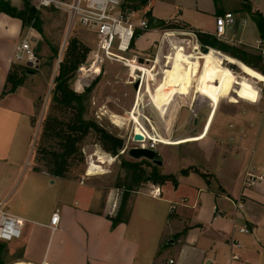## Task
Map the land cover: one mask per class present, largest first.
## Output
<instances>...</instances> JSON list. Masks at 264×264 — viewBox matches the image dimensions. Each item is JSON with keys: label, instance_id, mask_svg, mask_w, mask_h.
Returning <instances> with one entry per match:
<instances>
[{"label": "crops", "instance_id": "obj_1", "mask_svg": "<svg viewBox=\"0 0 264 264\" xmlns=\"http://www.w3.org/2000/svg\"><path fill=\"white\" fill-rule=\"evenodd\" d=\"M248 2L252 11L264 17V0ZM25 5L21 0L14 6L23 10ZM227 12H233L237 19L229 29V37L235 38L236 45L260 53L251 46L261 37L257 22L251 12L243 9L242 0L239 13L223 8L216 12V17ZM185 24L193 32H214ZM24 30L20 18L0 12V201L4 202L7 211L25 219L21 237L0 240L4 264L18 261L31 264H264V180L254 187L243 186L249 168L264 167V108L261 106L264 96L259 86L264 77L258 71L242 70L244 75H239L238 81L246 91L229 93L220 99L216 109L202 101L200 95H190L195 84L189 90L190 96H179L184 98L172 104L168 117H164L152 103L147 110L142 107L144 96L149 98L148 93L142 91L143 101L139 108L152 127L156 128L157 122L153 120L156 122L153 123L149 117H162L158 125L161 135L174 138L168 130L176 104L177 113L193 117L196 123L194 135L207 133L197 141L177 145L157 143V150L164 160L161 168L168 167L171 171L176 159L164 154V146H193L194 152L189 154L192 161L178 168L182 177L176 178L175 182L151 183L160 187V197L130 190L134 196L129 201L127 198L128 219L115 222L108 214L110 203L119 189L123 191L119 201L124 199V190L114 186L102 197V188L95 184L97 177L109 172L75 178L71 171L59 176L46 166L39 152L28 160L40 95L33 94L25 82L16 90L8 91V76L13 65L19 64L15 61V50ZM172 31L175 33L167 35L170 45L186 40L185 32ZM149 32L161 34V37L154 39L148 50H154L155 58L166 56L167 40L163 31L152 28L146 31ZM194 38L193 45L202 44L198 37ZM192 46L190 50H193ZM194 52L199 57L202 54ZM209 55L205 57L211 65L219 63ZM144 56L154 59L149 51ZM202 58L198 76L203 66ZM214 68L217 73L210 80L218 78V69ZM137 96L136 90L132 111ZM146 126L151 128L150 124ZM110 165L107 161V168ZM235 202H242L243 208L237 209ZM54 213L60 216L56 229L51 226ZM245 224L249 233L239 231ZM232 238L239 241L240 247L231 245ZM232 254L238 258L233 259Z\"/></svg>", "mask_w": 264, "mask_h": 264}, {"label": "rangeland", "instance_id": "obj_2", "mask_svg": "<svg viewBox=\"0 0 264 264\" xmlns=\"http://www.w3.org/2000/svg\"><path fill=\"white\" fill-rule=\"evenodd\" d=\"M6 1H8L12 6H14L15 3L20 4L21 2V0H0V2ZM28 1H30L34 5V7L40 11L39 15L43 27L42 34L37 32V30L35 29L37 35L35 34V38L32 41V46L35 49L40 60L39 66L37 68H31V70H29V72H27L24 76V82L26 86L30 88L33 94L40 95L38 101V111L35 116V127L33 129L31 144L28 152V160L31 161L38 154V151L40 152L39 148L43 144L51 145L53 146V150L60 151L58 139L46 140L43 136V125L45 123V119H47L49 115H54L64 121H69L72 118V114L70 112L63 113L60 108L55 106L57 104L53 101L54 93L52 91L55 87V77L58 74L59 62L63 58V50L65 48V45L70 40V38L77 37L87 43L92 49H94L96 46L97 37L94 32L88 30L79 22H76L73 27H69V15L66 11L57 9L53 6L39 7L36 5V2L34 0ZM240 4L241 0H147L146 3H140L139 1L134 0H125V5H127L128 7L143 6L144 10L150 8L152 14L160 19H164L166 21H176L180 24H183L185 22L192 26L194 29H203L211 32L215 31L216 28L217 11H220L223 8H229L239 13ZM142 15L143 12H139L137 16L141 17ZM251 23L252 22H250V25ZM30 24H32V22H27L21 38H23L27 34ZM166 30L172 31L174 29ZM176 31L185 32V37H183L186 38V40L191 39L192 41L193 39L195 41L194 36L190 34L193 31H190V29H176ZM38 33L40 35H38ZM160 37L161 34L155 32H145L140 39H136V43L132 47V51L138 53L140 56H144L149 51L150 56H153L155 58L156 55L154 50L150 51V49L148 50V48L151 44H154V39H160ZM178 38L182 37L179 35ZM49 43L59 49L58 55L54 54L51 51ZM191 44H193V42ZM171 48L172 46L170 45V42L166 41V54L170 52ZM91 54L90 58L92 59ZM124 54L128 53H122L119 51L114 52V55L116 56H121ZM202 56L203 66H201L202 68L198 76L196 87L190 93L191 96L196 97L197 94L200 95L202 101L209 103L212 108L216 109L221 103L220 99L227 97L229 93L231 94L233 92L234 94H241L242 92L246 91L244 90V88L240 87L242 85H240L238 81L239 75H244L243 71L238 65L226 61L224 57L217 59L219 63L215 62V64L212 65L218 69V78L216 77L210 80L213 77V74L210 73L209 70V61H207L208 58L205 57L207 55H203L202 53L200 57ZM33 69H35V72ZM102 70V73L97 77V79H95L94 87L88 96L89 98L86 101L85 118L94 120L98 125L103 127L108 132L113 133L114 135L125 140L124 148L130 149L131 147L137 145L133 142L132 136L134 135L138 122H141L143 124L145 132L147 133V140L142 142L144 146L150 143L149 140H154L155 142L157 141L161 145H177L181 143L197 141L206 136L207 132L203 133L202 135H194L196 131L194 124L196 123H194L195 121H193V117L190 118L181 113H177V104L174 112L169 118L170 127L168 130V134L172 135L174 138H169L161 135L160 126H158L160 118H162L161 116L160 118L149 117L152 121L154 120L157 122V130L155 127H153L152 129H148L146 125H149V122L146 117H143V113L139 108L143 101L142 91L144 94L145 92H147L145 83H143L145 91L143 89L138 93L135 107L132 111V107L134 105L136 97V89L134 87V84H131L129 82L128 68L122 66L118 62L107 60L104 63ZM77 78L78 72L75 81L71 85L75 90ZM246 78L247 77H245L244 80H246ZM131 79L133 80L134 77L131 76ZM207 80H209L208 83ZM158 83L159 85L162 83V77L160 78V75ZM263 83L264 82L260 83L259 86L261 88V94L264 96ZM199 87L200 89L198 90ZM152 90L155 94L157 93L158 88L156 84L152 86ZM148 96L149 98L147 96H144L145 99L144 103L142 104L143 108L145 106V110H147V107H151V103L154 105L152 99L150 98V93H148ZM180 98L184 97H177L173 104L178 103ZM182 101L184 103H187V101H184L183 99ZM261 106L264 108V104H261ZM114 115L119 116L121 122H116L117 118H115ZM168 115L169 113L163 116L168 117ZM130 116L138 117L131 120ZM185 119H187V121H184ZM154 121L153 123H156ZM161 145H159L158 148H160ZM192 147L193 146L191 145H183L180 147L164 146V154L167 155L168 153L170 155H173L176 157V159L171 171L170 169H168V167L161 168V166H158L159 171L163 174L174 175L175 179L181 178L182 172L178 171V168H181L187 162L189 163L192 161L191 159H189V154L194 152V148ZM82 151L84 159L77 158L75 166L72 170L73 177L75 178H80L85 174L88 154L94 151H97L98 153L102 152L103 154L107 152L102 148L98 139V134L95 132H91L86 136V138L82 142ZM39 154L40 156L42 155L41 153ZM186 157H188V159H185ZM124 158L136 160L130 157L128 155V152H126L120 158H118L116 162L110 165L111 168L109 167L107 170L109 174L99 176L95 180V184L100 185L103 190L102 197L107 196L108 191H110L114 186L120 187L124 190V192H126L128 188H130V181L126 176V170L123 168L121 162ZM163 171L169 173H164ZM151 183V181L144 182L139 187H136L134 189L140 190L143 193L148 192V185H150ZM167 185L168 187H171L170 184ZM127 195L129 201L133 198L134 193L131 194L130 192ZM122 199L123 198H121V200ZM121 200L120 205L122 202ZM129 211L130 206L128 204L127 209L125 210V214H129Z\"/></svg>", "mask_w": 264, "mask_h": 264}, {"label": "trees", "instance_id": "obj_3", "mask_svg": "<svg viewBox=\"0 0 264 264\" xmlns=\"http://www.w3.org/2000/svg\"><path fill=\"white\" fill-rule=\"evenodd\" d=\"M134 1H139L140 3L147 2V0ZM242 3L243 9L252 13L253 18L257 22L261 37H264V17L256 11H252L248 0H242ZM25 4L23 10H18L8 1L0 2V12H5L13 17L20 18L23 21L24 27H26L27 22H32L30 26L32 25L37 32L42 34L43 27L39 15L40 11L28 0L25 1ZM146 17L150 28L191 30L185 23L180 24L176 21H166L156 18L152 14L151 9L148 10ZM194 32L197 34L200 43L213 47L210 48L209 54L215 59L224 57L226 61L238 65L241 70H256L264 77V55L262 53H254L243 46L219 40L212 34L201 31ZM49 46L51 51L58 55L59 49L51 45V43H49ZM92 51L93 49L87 43L77 37H72L65 45L63 58L59 62L58 74L55 77V87L52 90L54 93L53 101L57 104L55 106L60 108L63 113L70 112L72 118L69 121H64L54 115H49L44 121L43 136L46 140L58 139L60 151L53 150V146L44 144L40 146V152L38 151L42 154L41 156H44L46 166L55 175L65 176L67 172L73 170L77 158L84 159L82 142L91 132L98 134L102 148L113 155L119 154L125 147V140L108 132L94 120L85 118L86 101L94 87L95 81L83 92H78L71 86L76 79L79 67L87 65L91 61L90 54ZM29 70L31 68L25 64H14L8 76V91H14L19 85L23 84L24 76ZM33 70L35 72V69ZM209 70L213 75L217 73L216 69L210 63ZM121 162L123 168L126 170V176L130 181V188L124 192L125 200L123 199L117 215L113 217L115 222L128 219L129 214H125V210L128 206L127 194L130 193V190L139 187L147 181L155 184L176 181L174 175L161 173L159 167L147 159L133 160L124 158ZM184 172H187V170ZM0 264H4L1 259V253Z\"/></svg>", "mask_w": 264, "mask_h": 264}, {"label": "built area", "instance_id": "obj_4", "mask_svg": "<svg viewBox=\"0 0 264 264\" xmlns=\"http://www.w3.org/2000/svg\"><path fill=\"white\" fill-rule=\"evenodd\" d=\"M39 7H55L66 11L69 15V27H73L76 22H79L88 30L96 34V46L92 51V59L87 65H82L78 69V78L76 83V89L78 90V83H80L81 90H85L89 87L95 79L101 74L104 63L107 60L120 63L122 66L128 68L129 82L135 84L139 81V93L144 89V69H153L157 57L152 59L145 56H140L138 53L132 52L133 42L137 36H140L144 32L152 29L149 27L147 19V10L140 7H128L125 5L124 0H75L68 2L64 0H34ZM143 12L141 17H138V13ZM237 22L236 16L233 12H227L216 17V28L212 33L219 40L236 43L235 38L229 37L228 32ZM245 22V21H244ZM155 31H163L165 40L170 42L168 34H174V31H168L162 28H153ZM35 28L31 25L27 34L17 44L15 50V61L23 63L30 68H37L39 66V57L32 46V41L35 38ZM197 38L195 32L190 33ZM184 41L187 46H192L191 40ZM241 43V41H239ZM197 43V42H196ZM199 43L192 46L193 50L200 51ZM253 48L264 54V37H260L254 44ZM197 47V49H195ZM115 51L122 53H128L121 56L114 55ZM143 59V61H141ZM135 73V79H131V74ZM83 81V82H81ZM145 90V89H144ZM148 120L151 128L152 124ZM133 139V136H132ZM149 144L146 147L156 148L157 141L149 140ZM140 146H144L143 143ZM128 148H124L119 154H109V157L113 160L110 164H113L118 158L127 152ZM97 151H94L87 155V167L85 170L86 176L96 175L107 172V162H101L99 156L96 155ZM92 170V171H91ZM264 180V167L249 168L244 175L243 186L254 187ZM123 191L119 189L113 201L110 203V209L108 214L112 217L116 216L120 208V197ZM153 197H160L161 190L157 185L152 184L148 191ZM237 209L243 208L242 202H235ZM174 208V206H173ZM60 216L58 213H54L51 219V226L56 229L59 225ZM25 219L7 211L4 207V202L0 201V240L11 241L15 238H19L22 235ZM239 231L242 233H249L250 229L245 224L239 227ZM231 245L234 247H240L239 241L232 238ZM233 259H237L238 255L232 254ZM172 263L173 260H170ZM43 264V263H42Z\"/></svg>", "mask_w": 264, "mask_h": 264}, {"label": "bare ground", "instance_id": "obj_5", "mask_svg": "<svg viewBox=\"0 0 264 264\" xmlns=\"http://www.w3.org/2000/svg\"><path fill=\"white\" fill-rule=\"evenodd\" d=\"M185 43V41L181 40L179 42L174 41L171 43L172 48L166 56H158L155 62V67L152 70L144 69V83L147 87V93H150L154 105L163 115L169 113L170 107L177 97L188 96L189 90H192L198 81V72L201 64L200 57L194 52V50H190V46L185 45ZM203 54L209 55V53ZM159 75L160 78L162 77V83L160 85L158 83ZM131 76L134 77V79L136 77L135 73H132ZM154 84H156L158 88L156 94L152 90ZM80 87V83H78V89H82ZM114 117L117 118L116 122H121L119 116L114 115ZM137 117L138 116H130V119L133 120ZM135 132L144 135L145 139L142 142L147 140V133L141 122H138ZM96 155L99 156L101 162L113 161L107 156L108 154L105 155L102 152H99ZM13 264L31 263L18 261Z\"/></svg>", "mask_w": 264, "mask_h": 264}, {"label": "water", "instance_id": "obj_6", "mask_svg": "<svg viewBox=\"0 0 264 264\" xmlns=\"http://www.w3.org/2000/svg\"><path fill=\"white\" fill-rule=\"evenodd\" d=\"M200 51L202 53H209L210 46L201 44ZM143 61V59H141ZM32 72V71H31ZM135 89L139 88V81L134 84ZM145 139L142 133L135 132L133 135V142L136 143V146L128 149V155L134 159H147L151 161L156 166H162L164 164L163 155L156 148L140 146L142 141Z\"/></svg>", "mask_w": 264, "mask_h": 264}]
</instances>
